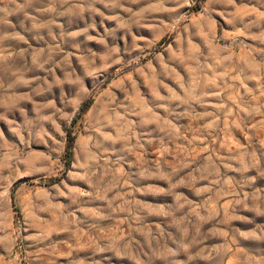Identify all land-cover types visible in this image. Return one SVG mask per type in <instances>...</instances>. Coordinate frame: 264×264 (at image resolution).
Returning <instances> with one entry per match:
<instances>
[{"label":"rangeland","instance_id":"374dc122","mask_svg":"<svg viewBox=\"0 0 264 264\" xmlns=\"http://www.w3.org/2000/svg\"><path fill=\"white\" fill-rule=\"evenodd\" d=\"M0 264H264V0H0Z\"/></svg>","mask_w":264,"mask_h":264},{"label":"trees","instance_id":"16d2710c","mask_svg":"<svg viewBox=\"0 0 264 264\" xmlns=\"http://www.w3.org/2000/svg\"><path fill=\"white\" fill-rule=\"evenodd\" d=\"M71 144H72V137L69 138V142L67 144V155L70 156L71 155Z\"/></svg>","mask_w":264,"mask_h":264}]
</instances>
